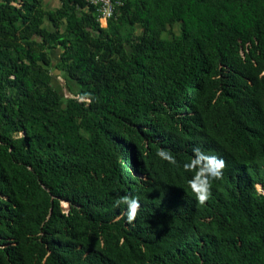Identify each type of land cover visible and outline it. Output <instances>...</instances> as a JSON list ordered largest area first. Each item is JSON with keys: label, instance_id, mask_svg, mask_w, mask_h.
<instances>
[{"label": "trees", "instance_id": "trees-1", "mask_svg": "<svg viewBox=\"0 0 264 264\" xmlns=\"http://www.w3.org/2000/svg\"><path fill=\"white\" fill-rule=\"evenodd\" d=\"M0 264H264V0H0Z\"/></svg>", "mask_w": 264, "mask_h": 264}, {"label": "clouds", "instance_id": "clouds-1", "mask_svg": "<svg viewBox=\"0 0 264 264\" xmlns=\"http://www.w3.org/2000/svg\"><path fill=\"white\" fill-rule=\"evenodd\" d=\"M192 152V157L184 161L182 167L191 172V175L187 179V183L196 199L200 203H203L210 195L212 180L222 176V169L225 166V161L223 157L207 152L199 146L193 147ZM158 155L171 164H176L178 162L176 156L169 149L161 148ZM120 201L126 203V216L129 221H132L140 207L139 199L135 195H122L117 203Z\"/></svg>", "mask_w": 264, "mask_h": 264}, {"label": "rangeland", "instance_id": "rangeland-1", "mask_svg": "<svg viewBox=\"0 0 264 264\" xmlns=\"http://www.w3.org/2000/svg\"><path fill=\"white\" fill-rule=\"evenodd\" d=\"M44 2L47 3L48 6L53 7L57 3V0H44ZM43 24H45L47 27H49V29H51V25L46 18H45ZM139 30H140V27L138 24H136L135 25V32L137 33V32H139ZM169 32L175 33V34L178 33V26H174V27L170 28V30L164 32L163 35L169 36L170 35ZM59 53H60V48H53V49L49 50V54H50L51 60L53 62H55L56 60L59 59ZM49 69L53 75L54 83H55L57 89L61 91L62 96L69 95L70 92L65 85V80L63 79V71L56 69L54 67V65H51ZM57 80H58V82H57ZM62 205H63V207H65L67 204H66V202L62 201Z\"/></svg>", "mask_w": 264, "mask_h": 264}, {"label": "built area", "instance_id": "built-area-1", "mask_svg": "<svg viewBox=\"0 0 264 264\" xmlns=\"http://www.w3.org/2000/svg\"><path fill=\"white\" fill-rule=\"evenodd\" d=\"M88 4L94 7L96 19L100 25L104 23L106 26L109 18L113 17L118 6L122 4V0H86Z\"/></svg>", "mask_w": 264, "mask_h": 264}, {"label": "crops", "instance_id": "crops-1", "mask_svg": "<svg viewBox=\"0 0 264 264\" xmlns=\"http://www.w3.org/2000/svg\"><path fill=\"white\" fill-rule=\"evenodd\" d=\"M102 25L105 26L104 23H102Z\"/></svg>", "mask_w": 264, "mask_h": 264}]
</instances>
